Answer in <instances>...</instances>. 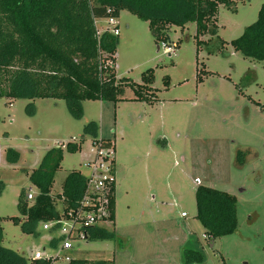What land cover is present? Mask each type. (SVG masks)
I'll return each mask as SVG.
<instances>
[{"label": "rangeland", "instance_id": "obj_1", "mask_svg": "<svg viewBox=\"0 0 264 264\" xmlns=\"http://www.w3.org/2000/svg\"><path fill=\"white\" fill-rule=\"evenodd\" d=\"M218 4L216 35H198L207 45L223 46L207 53L199 46L193 22L173 26L163 52L148 23L123 9L114 71L119 78L141 82L150 69L153 94L135 99L126 87L117 102L83 100L80 116L63 99L0 98V225L2 245L33 261L54 256L60 244L55 225L43 222L31 232L9 218L19 216L20 191L36 193L28 179L46 149L63 144L51 194L61 190L72 170L84 165L90 136L86 121L96 123V137L113 143L114 220L97 226L113 233L111 240L73 241L75 258L109 259L113 264H186L184 251H199L198 264H264V61L234 50L230 41L257 18L264 0H232ZM98 31L107 28L97 19ZM169 41V42H168ZM80 142L71 151L68 141ZM19 152L15 165L5 149ZM249 149L243 165L235 164L236 148ZM199 179V184L193 182ZM197 186L212 187L236 199V230L213 239L211 246L195 218ZM184 212L185 216L180 213ZM23 220V219H22ZM40 261V260H39ZM50 264H67L61 258Z\"/></svg>", "mask_w": 264, "mask_h": 264}, {"label": "trees", "instance_id": "obj_2", "mask_svg": "<svg viewBox=\"0 0 264 264\" xmlns=\"http://www.w3.org/2000/svg\"><path fill=\"white\" fill-rule=\"evenodd\" d=\"M232 0H0V98L63 99L70 111L80 116L83 100L117 102L126 87L133 90L135 99L144 100L153 94L151 70L141 74V82L119 78L114 71L117 35L108 30L97 33L95 21L108 16L118 17L123 9L148 23L155 42L165 41L171 27L183 28L193 22L195 37L215 36L218 4L232 6ZM169 42V41H168ZM243 57L264 61V2L257 18L246 26L242 34L230 41ZM205 44L207 53L223 46L197 38ZM97 125L86 121L84 135L96 136ZM110 142L109 139H106ZM81 143L67 142V148L76 150ZM249 149L236 148L235 164L246 161ZM19 152L5 149L9 165L19 161ZM62 160V148L45 150L36 168L28 174L29 183L36 189L31 200L27 191H20L17 200L19 216L9 219L31 232L37 222L53 221L77 207L85 190V178L78 170L70 171L62 181L61 190L51 194L54 174ZM195 218L203 229L209 244L213 239L233 233L237 227L236 199L233 195L212 187L197 186L194 192ZM23 219V220H22ZM109 222L114 220V194L110 196ZM113 233L99 226L89 229L86 240H111ZM0 225V264H25V258L2 245ZM186 264L202 260L199 251H184ZM39 264H50L49 261ZM67 264H113L109 259L71 257Z\"/></svg>", "mask_w": 264, "mask_h": 264}, {"label": "built area", "instance_id": "obj_3", "mask_svg": "<svg viewBox=\"0 0 264 264\" xmlns=\"http://www.w3.org/2000/svg\"><path fill=\"white\" fill-rule=\"evenodd\" d=\"M107 28L114 35L119 34L117 18L113 16L106 17ZM96 26V21H95ZM97 29V27H96ZM103 30L98 31L101 33ZM161 41L160 46L163 52H171L172 49L168 44ZM69 143H78L76 141H68ZM82 142V141H81ZM80 145V144H79ZM64 146H67L66 144ZM57 147H63V144ZM87 158L84 160V165L89 171L83 175L85 178V190L74 209H69L66 215L60 214V217L53 221L43 222L42 227L47 229L51 225H55L60 238V244L56 248L54 256H48L43 259L40 252L35 251L32 260L53 261L63 259L68 261L71 256L68 254L73 248V241L86 240L89 229L97 226L98 222H109L106 217L108 214L109 199L112 193L114 194L115 186V171L113 157V143L107 142L106 139L100 137L90 138ZM193 182L199 184V179L194 178ZM33 194L30 189L26 193V198L31 200ZM185 216L184 212L180 213Z\"/></svg>", "mask_w": 264, "mask_h": 264}, {"label": "water", "instance_id": "obj_4", "mask_svg": "<svg viewBox=\"0 0 264 264\" xmlns=\"http://www.w3.org/2000/svg\"><path fill=\"white\" fill-rule=\"evenodd\" d=\"M210 246H211V244H210Z\"/></svg>", "mask_w": 264, "mask_h": 264}, {"label": "crops", "instance_id": "obj_5", "mask_svg": "<svg viewBox=\"0 0 264 264\" xmlns=\"http://www.w3.org/2000/svg\"><path fill=\"white\" fill-rule=\"evenodd\" d=\"M152 88V87H151Z\"/></svg>", "mask_w": 264, "mask_h": 264}]
</instances>
